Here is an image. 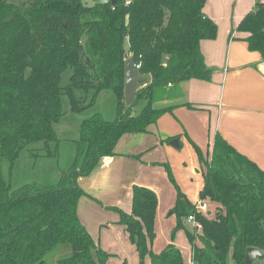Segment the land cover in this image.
<instances>
[{
    "label": "trees",
    "instance_id": "obj_1",
    "mask_svg": "<svg viewBox=\"0 0 264 264\" xmlns=\"http://www.w3.org/2000/svg\"><path fill=\"white\" fill-rule=\"evenodd\" d=\"M205 2L0 0V264H48L45 255L62 244L70 245L71 253L58 264H107L111 254L79 219L77 204L85 192L77 179L113 155L124 134L147 132L172 111L175 105L154 104L163 102L160 89L211 80L200 44L216 37L217 24L203 12ZM235 30L247 33L248 49L264 60V0H254ZM129 57L150 80L126 105ZM68 68L72 73L62 86ZM103 90L115 96L114 118L94 113L80 122L78 138L60 139L54 125L65 113L61 96L68 97L69 111L80 113ZM140 100L145 104L134 114ZM190 142L203 176L199 200L213 205L214 214L196 212L177 188L171 238L184 229L192 263L173 242L154 252L157 196L134 185L131 210H116L138 264H229V258L244 264L248 247L261 252L264 264V170L218 132L204 152ZM64 151L69 155L62 162ZM57 170L58 178L52 177ZM191 214L202 226L198 234L185 227Z\"/></svg>",
    "mask_w": 264,
    "mask_h": 264
},
{
    "label": "crops",
    "instance_id": "obj_2",
    "mask_svg": "<svg viewBox=\"0 0 264 264\" xmlns=\"http://www.w3.org/2000/svg\"><path fill=\"white\" fill-rule=\"evenodd\" d=\"M253 5L254 0H206L203 12L217 24L216 37L200 44L206 65L213 71L211 80L191 79L167 87L169 93L162 100L164 105H175L172 111L160 116L147 132L124 134L113 155L102 157L90 174L77 179L85 192L77 204L79 219L95 242L111 254L107 264H138L135 246L117 223L116 210H131L134 185L147 187L157 196L152 250L159 252L173 242L189 261L192 250L184 229L176 231L174 240L169 232L176 225L171 209L177 188L181 191L169 167L173 137H178L179 147L183 134L201 143L204 130L207 149L218 132L264 170V60L248 49L247 33L235 30ZM197 166L201 171L198 159Z\"/></svg>",
    "mask_w": 264,
    "mask_h": 264
},
{
    "label": "rangeland",
    "instance_id": "obj_3",
    "mask_svg": "<svg viewBox=\"0 0 264 264\" xmlns=\"http://www.w3.org/2000/svg\"><path fill=\"white\" fill-rule=\"evenodd\" d=\"M82 1L86 4H91L93 2V0H82ZM71 73L72 70L70 68L66 69L62 73L60 80V84L62 86L68 83L69 76L71 75ZM168 93H169L168 89H160L157 92V96L158 98L164 97ZM61 101L65 113L60 119V121L54 125L57 136L60 139L78 138V124L81 122L82 119L87 118L94 113H100L104 118L108 120L113 119L115 116V104H116L115 97L112 91L110 90L101 91L96 99L95 104L91 107L86 108L84 111L80 113H74L69 111V100L66 95L61 96ZM144 104L145 101L143 100L138 101V103L133 107V113L134 114L138 113ZM154 104L156 106H160L161 103L156 100ZM202 132L203 134H202L201 143H198L194 140L192 141L204 152L206 150L207 135L206 132L204 133V130H202ZM189 140L190 138L189 137L187 138L185 134H183L180 137L181 146L178 148L175 147V149L173 150L170 157L171 163H169L170 165L169 167L171 169L172 176L176 184L180 187L181 191H183L187 195L188 199L192 204H196V202L199 200L198 193L202 187L203 181H202V173L197 166L196 152ZM68 155L69 152L64 151L62 153V162L66 157H68ZM31 170L32 172H36V168H32ZM51 176L54 178H58L59 171L58 170L53 171ZM207 211L209 213V216H212L214 214V206L209 204V209ZM171 231H169L170 239H172ZM155 236H156V232H155ZM70 251H71L70 245L68 244L58 245L55 248H53L51 251H49L44 258L48 264H58V260L60 258H64L68 256L71 253ZM114 264H116V262ZM229 264H233L231 258H229ZM252 264H262V260L256 257L255 259H253Z\"/></svg>",
    "mask_w": 264,
    "mask_h": 264
},
{
    "label": "water",
    "instance_id": "obj_4",
    "mask_svg": "<svg viewBox=\"0 0 264 264\" xmlns=\"http://www.w3.org/2000/svg\"><path fill=\"white\" fill-rule=\"evenodd\" d=\"M95 3H107L110 0H93ZM113 2V0H112ZM150 80L149 74H141L135 66V61L132 57L126 59L124 64V101L126 105L132 103L135 92L143 83ZM169 144L178 148L179 142L177 137L169 140ZM188 229V226H185ZM261 252L257 248L248 247L244 253V264H252L253 259L259 257Z\"/></svg>",
    "mask_w": 264,
    "mask_h": 264
},
{
    "label": "built area",
    "instance_id": "obj_5",
    "mask_svg": "<svg viewBox=\"0 0 264 264\" xmlns=\"http://www.w3.org/2000/svg\"><path fill=\"white\" fill-rule=\"evenodd\" d=\"M127 2L128 1H126V3ZM135 66H136L137 69H139L140 68V63H135ZM194 208H195L196 212L205 213L207 211V209H208V201L206 199L198 200L196 202V204L194 205ZM187 225L189 226V229L194 234L200 233L201 228H202L201 224L195 218L194 214H191V215H189L187 217ZM191 259H192V251H191L189 263H192Z\"/></svg>",
    "mask_w": 264,
    "mask_h": 264
}]
</instances>
